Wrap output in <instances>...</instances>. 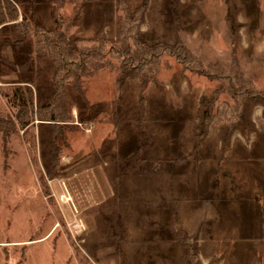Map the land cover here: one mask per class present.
<instances>
[{
	"label": "rangeland",
	"instance_id": "obj_1",
	"mask_svg": "<svg viewBox=\"0 0 264 264\" xmlns=\"http://www.w3.org/2000/svg\"><path fill=\"white\" fill-rule=\"evenodd\" d=\"M29 11L20 51L15 23L0 27V115L16 121L3 98L15 88L42 113L0 130V264H264V99L250 97L264 89V0H38ZM47 37L95 50L81 87L69 78L56 102L73 126L39 122L55 108ZM121 40L132 52L135 40L181 45L216 74L168 56L123 66L107 48Z\"/></svg>",
	"mask_w": 264,
	"mask_h": 264
},
{
	"label": "trees",
	"instance_id": "obj_2",
	"mask_svg": "<svg viewBox=\"0 0 264 264\" xmlns=\"http://www.w3.org/2000/svg\"><path fill=\"white\" fill-rule=\"evenodd\" d=\"M17 1L18 2H16L15 0H0V27L6 24L15 23L14 30L18 31V34L21 38H17L16 40H14V44L15 47L20 51V49L22 48L21 42L23 40V37L25 38L26 42L30 40L31 36L28 35L29 30L27 27L31 26L32 13H30L29 10H32L33 6L38 4V0ZM20 15H22V20L20 23H16L19 20ZM56 16L57 15L55 11H53L52 19L53 21H55V23H57ZM44 41H50L51 50L49 56L53 60L54 64L58 67H56L55 76L52 80V100H50L48 103L50 109L53 106H55V108L53 109L52 113L50 111L47 113L48 120H39V122L49 125L68 124V126H73V123H69L71 120L69 116L68 118H70V120L67 119V121H64L61 119V117H63L62 115H56V102L59 104L61 99L63 98L62 89L69 84L66 83L69 78H71L70 80L74 86L81 87L82 83L80 81L88 74L86 70L89 67L90 59H93L95 56V50L85 51L82 49L70 48L68 45L65 46V38L63 37H61L57 42H55L56 40L50 37L45 38ZM107 42V48L109 49L108 52L110 54L116 55L122 61L123 66L127 63H137L139 66H141L143 65V62H147L148 64H151V66L155 67L156 62L162 56H168L181 64L189 72L202 75H205L207 73L216 74L213 73L214 71H210V69L202 67L200 60L181 45L176 46V48H169L159 45L144 47L139 45L135 40L133 43L135 51L132 52L131 47H129V45H127V42L124 40L116 43H111L109 41ZM101 48L104 49V46H101ZM260 92L261 93L259 95L251 93L253 95H251L250 97L264 99V89ZM260 95L263 97H261ZM55 97L57 98L56 101L54 100ZM3 98L6 100L8 109H13L14 118L16 121H8L7 117H3L0 115V130L8 129L9 125L12 127V129H15V127L24 129L34 122V116L37 117L38 115H42L40 111H34L33 95L32 91L29 88L25 90V93L23 90L21 91L19 88H15L13 89L11 95L4 94ZM61 133L62 131L60 129H56L54 136H59ZM4 138H6L5 134ZM53 152L54 154L57 152L54 145ZM52 170L53 168L51 161L46 165V177L50 181L55 177Z\"/></svg>",
	"mask_w": 264,
	"mask_h": 264
},
{
	"label": "built area",
	"instance_id": "obj_3",
	"mask_svg": "<svg viewBox=\"0 0 264 264\" xmlns=\"http://www.w3.org/2000/svg\"><path fill=\"white\" fill-rule=\"evenodd\" d=\"M62 197H64V196H62ZM82 228H83V226L80 223H78V221H75L71 226V231L74 233H79V232H81Z\"/></svg>",
	"mask_w": 264,
	"mask_h": 264
},
{
	"label": "bare ground",
	"instance_id": "obj_4",
	"mask_svg": "<svg viewBox=\"0 0 264 264\" xmlns=\"http://www.w3.org/2000/svg\"><path fill=\"white\" fill-rule=\"evenodd\" d=\"M62 201L65 203V202H67L68 201V198L67 197H62Z\"/></svg>",
	"mask_w": 264,
	"mask_h": 264
}]
</instances>
